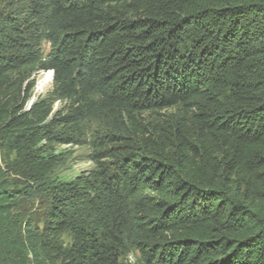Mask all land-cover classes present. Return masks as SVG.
Returning a JSON list of instances; mask_svg holds the SVG:
<instances>
[{"label":"trees","instance_id":"16d2710c","mask_svg":"<svg viewBox=\"0 0 264 264\" xmlns=\"http://www.w3.org/2000/svg\"><path fill=\"white\" fill-rule=\"evenodd\" d=\"M92 124L93 167L45 183ZM131 252L264 264V0H0V264Z\"/></svg>","mask_w":264,"mask_h":264},{"label":"rangeland","instance_id":"374dc122","mask_svg":"<svg viewBox=\"0 0 264 264\" xmlns=\"http://www.w3.org/2000/svg\"><path fill=\"white\" fill-rule=\"evenodd\" d=\"M43 49H48V44L43 43ZM47 72H37L34 74L33 78L35 85L32 89V94L29 99V103L36 100L38 97L46 96L52 88V79L48 76ZM49 80V81H48ZM43 82V83H42ZM42 83V85H41ZM60 103H55L54 108H58ZM91 132L86 134L84 141L81 143H70V144H55L49 148V151L57 157V163L53 167L52 171L49 173L47 181L52 180H69L72 177L80 174L85 170H89L93 167L94 162L91 159L93 155V140L97 136H102L104 134H99L103 129L96 125H91ZM32 193L31 199L34 203H30L29 208L33 211V214L37 217L43 214V204L40 202L39 194L34 192L37 187L31 185ZM36 217V218H37ZM67 237L64 236V241H67ZM139 254L136 252H131L127 256V261L136 264Z\"/></svg>","mask_w":264,"mask_h":264},{"label":"clouds","instance_id":"9594fccd","mask_svg":"<svg viewBox=\"0 0 264 264\" xmlns=\"http://www.w3.org/2000/svg\"><path fill=\"white\" fill-rule=\"evenodd\" d=\"M41 72H47V73H49V75H50V77H51V79H52V77H53V73H52V71L51 70H47V71H43V70H40ZM39 71V72H40ZM30 99V98H29ZM34 101H35V99H34ZM34 101H32V102H30L29 103V100H28V103H27V108H29V106L34 102Z\"/></svg>","mask_w":264,"mask_h":264},{"label":"bare ground","instance_id":"6f19581e","mask_svg":"<svg viewBox=\"0 0 264 264\" xmlns=\"http://www.w3.org/2000/svg\"><path fill=\"white\" fill-rule=\"evenodd\" d=\"M49 77H50V75H48ZM49 81V80H48ZM43 83V82H42ZM42 83H41V85H42Z\"/></svg>","mask_w":264,"mask_h":264}]
</instances>
